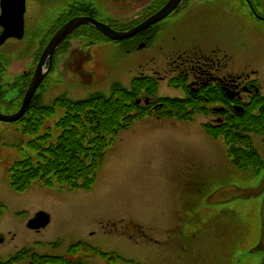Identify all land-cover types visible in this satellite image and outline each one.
<instances>
[{
	"label": "rangeland",
	"instance_id": "rangeland-1",
	"mask_svg": "<svg viewBox=\"0 0 264 264\" xmlns=\"http://www.w3.org/2000/svg\"><path fill=\"white\" fill-rule=\"evenodd\" d=\"M230 1L231 4L208 5L201 0L189 11L186 9L184 17L160 22L150 39L146 35L123 43H88L90 46L83 50L93 47L98 51L102 76L85 87L72 76L60 73L58 80L52 74L42 102L54 103L61 96L74 102L95 94L110 97L117 85L130 91L137 77L164 69L156 67L166 65L178 53L217 48L227 50L234 58L233 71L257 72L258 87L264 94V0ZM92 2L77 0L87 5ZM86 33L89 34H81ZM40 37L41 34H28L21 43L12 41L0 47V62L7 67L3 78L9 81L8 91L25 93L41 55L35 51ZM76 46L63 50L64 54ZM14 62L24 66L15 78L9 74L10 69L19 68L12 67ZM61 65L58 59L57 68ZM28 71L25 77L23 73ZM54 83L60 84L58 89L50 87ZM158 94L159 98L185 96V92L166 83H161ZM23 96L19 99L18 94L11 101L20 106ZM61 115L59 109L47 119L45 127L49 129L44 127L33 136L23 133L15 123H0V203L4 206L0 234L7 238L1 246L3 262L31 247L40 257L65 256L77 242L95 248L94 254L87 247L78 255L83 264H224L227 257L233 261L231 264H260L264 260L262 254H248L261 237L264 197L210 207L204 205L206 198H200L198 208L194 211L192 207L197 201L193 195L201 196L200 187L203 196L227 186L255 188L264 176V170L257 174L252 169L240 171L234 167L223 136H211L203 125L214 123L216 117H194L191 111L192 121L158 120L151 115L139 118L115 139L91 190L57 185L48 188L40 181L25 193L13 190L10 167L27 156L37 158L29 143L39 136L50 132L49 143L56 142L60 132L55 123ZM251 135L264 161V136ZM186 211H191L188 216ZM41 212L50 215L52 224L40 232L29 230L27 223ZM216 215L220 220L214 227L221 235L207 227ZM102 254L117 258V262L108 263Z\"/></svg>",
	"mask_w": 264,
	"mask_h": 264
},
{
	"label": "trees",
	"instance_id": "trees-1",
	"mask_svg": "<svg viewBox=\"0 0 264 264\" xmlns=\"http://www.w3.org/2000/svg\"><path fill=\"white\" fill-rule=\"evenodd\" d=\"M133 83L131 91L117 85L110 97L95 94L80 102L59 100L58 104L45 105L38 97L30 107V112L16 125L25 134L37 135L38 131L48 123L47 119L60 109L62 115L55 123L60 134L56 142L49 143L52 135L46 130L48 133L29 143L37 158L27 156L10 167L8 175L13 190L25 193L29 187L39 181L48 188L57 185L60 188L66 187L72 190L79 188L91 190L95 185L97 172L102 166L107 151L115 144L117 135L128 130L134 120L152 113L153 106L149 108L137 106L136 101L144 96L156 99L158 84L141 78H137ZM158 103L164 105L156 113V116L160 118L188 119L191 117L189 112L191 105L188 101L160 99L156 105ZM232 113L226 126L215 128L207 125L206 130L216 138L223 136L228 158L232 160L236 169L241 171L252 169L259 174L264 170V161L252 144L249 134L254 132L264 135V98L257 95L250 110L240 114ZM205 198L206 196H203L201 200ZM3 212L4 206L0 203V219ZM215 218L216 220L207 226L208 230H211L213 234L221 235V231L214 227L218 225L220 217L216 215ZM206 221L205 219L203 225ZM79 247L80 245L73 247L68 254L75 255ZM38 255L32 249H23L7 262L0 260V264H18L25 260H30L31 264L84 263L75 262L71 257L51 258ZM102 256L108 263L117 262L115 258H110L106 254ZM226 260V263L233 262L229 257Z\"/></svg>",
	"mask_w": 264,
	"mask_h": 264
},
{
	"label": "flooded vegetation",
	"instance_id": "flooded-vegetation-1",
	"mask_svg": "<svg viewBox=\"0 0 264 264\" xmlns=\"http://www.w3.org/2000/svg\"><path fill=\"white\" fill-rule=\"evenodd\" d=\"M168 1L93 0L92 4L88 3L87 5L77 3V0H0V39L4 37L6 32V36H17L24 32V38L21 41L12 36L14 38L9 39L0 47H5L12 41L21 43L28 34H41L38 40L39 43L35 45V51L42 54V51L45 50L56 33L67 23L77 19V17L95 19L98 23L104 24L111 29L113 28L118 32L129 31L155 16L158 11L167 5ZM196 3L200 4L201 0H184L179 9L168 16V18L184 17L185 10L189 11L195 6L193 4ZM214 3L231 4V1L206 0L202 4L212 5ZM180 11L182 12L180 13ZM168 18L165 20H168ZM154 28L135 38H142L146 35L147 39L152 38L151 33ZM84 31L89 32V34H81ZM101 41L107 44L111 43L102 32L93 26L89 25L79 28L56 51L52 63L53 75L58 80L60 73H63V76H72L71 78L81 84L89 82L92 85L95 83L102 76L97 62V51L93 50L92 47L87 50H83V48L85 46L87 48L92 44H96L94 46L101 45ZM88 43L91 44L88 45ZM74 46L76 47L70 51V54H64L63 50L68 51ZM58 59L61 60L63 67L61 65L57 68ZM31 61L28 60L29 63ZM29 63H27V66ZM233 64L234 58L228 54L227 50L225 51L221 48L208 52H181L170 57V61L166 65L156 67L158 69L164 67V69L159 71L152 70V74L143 73L141 78L155 80L160 85L161 83H166L171 87L169 84L171 80H179L184 77L187 81L188 91L192 93L194 110L200 104L199 108L203 109V112L209 118L216 117V120L211 125L217 128L225 124L231 114H233L232 112L236 113V109L251 107L256 91L260 89L258 87V79L255 78V71L237 73L233 71ZM27 66H25V70ZM12 67L19 68L13 69ZM12 67L9 70V74H13L15 78V75L22 71L24 66H19L18 63L14 62ZM1 69H7L2 61L0 62ZM170 70L172 71L170 72ZM24 74L28 76L29 71L24 72ZM48 81L46 80V82ZM0 84L2 85L0 89V112L13 115L18 112L19 106H17L16 101L12 102L11 100L14 97H18V94L20 99L24 91L22 93L18 89H13V91L9 90L12 91V94H9V91L7 90L6 92L3 87L8 86L9 81L1 78ZM59 85V83H54L53 86L55 87H52L58 89ZM42 88L38 92L39 95L47 87L44 84ZM161 106V103H158L155 107L158 109Z\"/></svg>",
	"mask_w": 264,
	"mask_h": 264
},
{
	"label": "water",
	"instance_id": "water-1",
	"mask_svg": "<svg viewBox=\"0 0 264 264\" xmlns=\"http://www.w3.org/2000/svg\"><path fill=\"white\" fill-rule=\"evenodd\" d=\"M183 0H170L167 4V6L162 9L160 12L156 14V16L152 17L151 19H148L145 21L144 24L138 26L135 28V30L118 33L111 30L110 28L104 26L103 24H99L93 19H86V18H77L74 21H71L70 23L66 24L61 31H59L56 36L51 40V43L47 46V48L44 51V54L39 62V66L35 72L34 78L29 86V90L27 91L24 99L23 106L19 113L14 114L13 116L5 115L0 113V122L1 123H12L17 122L24 118L25 114L27 113V110L29 106L31 105L34 96L36 95V92L40 88V86L43 84V82L48 77L49 73L51 72V69L53 67L52 61L56 54V50L59 48V46L64 42L65 39L72 33L78 30L81 26H89L94 25L96 28H98L100 31H102L106 37L109 39H113L114 41H124V39H130L135 37V35L140 34L147 29L153 27L154 25H157V23L165 20L168 18V16L171 15L176 9H178L179 5L182 3ZM7 33V32H6ZM6 33L4 37L1 39V41H5L9 36H6ZM23 34L18 36V39H22ZM49 62L50 67H47V63ZM260 185L255 188H247V189H240L236 186H228L221 188V190H218L214 192L213 195L208 198L206 201L207 205L210 204H224L232 202L235 199H255L260 198L264 196V177L262 178ZM264 202V201H263ZM262 213V232H261V239L260 242L257 244V247L252 251L253 254L263 253V259H264V203L261 209ZM28 229L40 231L42 229L47 228L50 225V216L47 213L41 212L38 214L34 219L30 220L28 223ZM4 242V237L0 235V243L2 244ZM262 264H264V260L262 261Z\"/></svg>",
	"mask_w": 264,
	"mask_h": 264
}]
</instances>
